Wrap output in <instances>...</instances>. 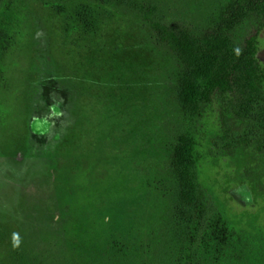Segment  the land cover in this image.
Returning <instances> with one entry per match:
<instances>
[{"label": "rangeland", "instance_id": "rangeland-1", "mask_svg": "<svg viewBox=\"0 0 264 264\" xmlns=\"http://www.w3.org/2000/svg\"><path fill=\"white\" fill-rule=\"evenodd\" d=\"M257 41L264 66V28ZM166 62L119 0H0V264H86L97 210L142 191L178 135ZM208 111L180 129L197 143L198 184L263 252L264 151L216 148Z\"/></svg>", "mask_w": 264, "mask_h": 264}, {"label": "trees", "instance_id": "trees-1", "mask_svg": "<svg viewBox=\"0 0 264 264\" xmlns=\"http://www.w3.org/2000/svg\"><path fill=\"white\" fill-rule=\"evenodd\" d=\"M145 23L164 70L163 100L178 131L145 166L144 189L101 213L86 264H264L246 235L217 212L196 176L200 155L183 123L213 111L221 142L264 151V0H119ZM208 111V112H209ZM228 140V142L226 141Z\"/></svg>", "mask_w": 264, "mask_h": 264}, {"label": "clouds", "instance_id": "clouds-1", "mask_svg": "<svg viewBox=\"0 0 264 264\" xmlns=\"http://www.w3.org/2000/svg\"><path fill=\"white\" fill-rule=\"evenodd\" d=\"M13 242H14V246H18L19 243H20V239H19V236L18 234H13Z\"/></svg>", "mask_w": 264, "mask_h": 264}]
</instances>
